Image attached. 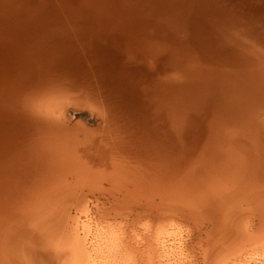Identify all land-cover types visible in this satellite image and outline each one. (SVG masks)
I'll return each instance as SVG.
<instances>
[{
    "label": "bare ground",
    "instance_id": "6f19581e",
    "mask_svg": "<svg viewBox=\"0 0 264 264\" xmlns=\"http://www.w3.org/2000/svg\"><path fill=\"white\" fill-rule=\"evenodd\" d=\"M0 264H264V0H0Z\"/></svg>",
    "mask_w": 264,
    "mask_h": 264
}]
</instances>
